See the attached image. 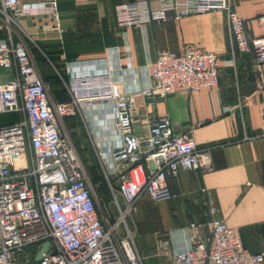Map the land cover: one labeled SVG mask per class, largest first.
Instances as JSON below:
<instances>
[{
	"label": "built area",
	"instance_id": "2783aa9c",
	"mask_svg": "<svg viewBox=\"0 0 264 264\" xmlns=\"http://www.w3.org/2000/svg\"><path fill=\"white\" fill-rule=\"evenodd\" d=\"M211 12L225 15L232 55L251 54L257 65H264V37L247 35L229 0H159L158 7L136 0L114 9L120 29ZM40 15L57 20V1L0 0V28L9 34L19 18ZM218 62L216 53L191 45L181 52L163 51L148 65V86L126 93L109 73L82 71L86 66L72 61L65 66V77L59 74L69 100L55 102L27 45L11 34L1 40L0 68L14 70L15 76L0 86V114L21 112L24 120L0 127V264H143L135 246L137 203L145 197L153 202L170 199L166 178L179 169L207 171L213 165L210 150L199 148L189 132H176L168 116L150 119L147 135L137 137L135 97L150 100L214 89ZM84 106L108 110L120 138L110 152L114 181L103 170L111 195L108 208L101 206L61 126ZM257 137L264 141V107ZM215 212L210 205L209 213ZM204 227L209 228L208 237L202 235ZM182 232L185 249L171 252L169 242L160 240L156 254L172 264H264V253L246 250L239 231L222 220L190 223Z\"/></svg>",
	"mask_w": 264,
	"mask_h": 264
},
{
	"label": "crops",
	"instance_id": "0c3cea01",
	"mask_svg": "<svg viewBox=\"0 0 264 264\" xmlns=\"http://www.w3.org/2000/svg\"><path fill=\"white\" fill-rule=\"evenodd\" d=\"M41 1L20 0L22 4ZM56 1L57 20L27 16L9 27L12 39L27 45L44 80L54 72L59 74L58 69L65 77L66 64L78 61L86 66L82 71L107 72L123 91L137 93L148 86V65L163 51L181 52L191 45L218 55L216 88L150 100L139 94L135 97L133 132L137 137L147 135L150 119L168 116L176 132H189L199 148L210 150L213 165L207 171L179 169L166 178L170 199L153 202L145 197L137 203L135 246L143 264H172L168 257L156 254L158 242L167 240L171 252L183 250L187 239L182 230L212 217L236 228L246 250L264 253V141L257 137L264 107V65H257L251 54L232 55L225 15L211 12L120 29L115 7L136 0ZM149 1L158 7L159 0ZM229 2L244 20L247 35L264 37V0ZM2 29L5 33L0 31V41L10 36L8 29ZM14 76V70L0 68V86ZM59 86L53 83V100L68 101L66 89L64 93ZM107 114L100 106H84L61 126L78 155L84 140L77 128H83L96 155H101L100 170L114 181L110 152L120 138ZM23 120L21 112L1 113L0 127ZM210 205L216 207L213 216ZM202 235L209 236L208 227Z\"/></svg>",
	"mask_w": 264,
	"mask_h": 264
},
{
	"label": "rangeland",
	"instance_id": "374dc122",
	"mask_svg": "<svg viewBox=\"0 0 264 264\" xmlns=\"http://www.w3.org/2000/svg\"><path fill=\"white\" fill-rule=\"evenodd\" d=\"M61 70L58 69L59 74ZM55 74V72H54ZM109 113L107 114V117H109ZM77 128V127H76ZM78 136L79 138L84 140V144L81 148L78 149L79 151V157L85 167V170L87 172V175L89 177L90 182L96 187L98 190L99 194H102V191H104V186L106 185V180L105 177L100 170V165L98 163V157L101 155H96L95 148L93 147L91 141L87 138L86 132L83 130L80 125H78ZM86 141V142H85ZM104 193V192H103ZM101 199V206L102 207H107L109 205L110 199L109 197H105V201L102 197ZM137 218L134 217V223H135V228H137Z\"/></svg>",
	"mask_w": 264,
	"mask_h": 264
},
{
	"label": "trees",
	"instance_id": "16d2710c",
	"mask_svg": "<svg viewBox=\"0 0 264 264\" xmlns=\"http://www.w3.org/2000/svg\"><path fill=\"white\" fill-rule=\"evenodd\" d=\"M2 33H5V31H4V29H1L0 30ZM5 37V36H4ZM61 76H62V73L60 74ZM45 81H47V82H49L50 83V85H51V95H53V97H54V91L52 90V88H53V83L54 84H59L60 86L59 87H61L62 88V92H64V93H66L65 92V88H64V85H63V82L61 81V79H60V76H59V74L58 73H53L52 74V77L50 78V79H47V80H45ZM93 185V184H92ZM94 186V185H93ZM95 187V186H94ZM95 190H96V192H97V195L99 196V197H102L103 199H104V201H105V197H109V199H111V195H110V191H109V189H108V187H107V184L104 186V191H102V194H99L98 193V190L96 189V187H95ZM104 192V193H103Z\"/></svg>",
	"mask_w": 264,
	"mask_h": 264
},
{
	"label": "water",
	"instance_id": "95a60500",
	"mask_svg": "<svg viewBox=\"0 0 264 264\" xmlns=\"http://www.w3.org/2000/svg\"><path fill=\"white\" fill-rule=\"evenodd\" d=\"M46 246L43 248L44 250L46 249ZM41 257H42V254H39V256L37 257L36 261H39L41 259Z\"/></svg>",
	"mask_w": 264,
	"mask_h": 264
}]
</instances>
